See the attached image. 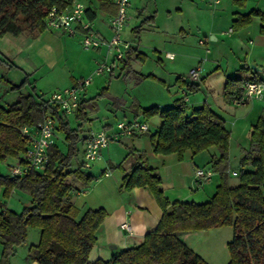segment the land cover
Listing matches in <instances>:
<instances>
[{
	"label": "trees",
	"instance_id": "trees-1",
	"mask_svg": "<svg viewBox=\"0 0 264 264\" xmlns=\"http://www.w3.org/2000/svg\"><path fill=\"white\" fill-rule=\"evenodd\" d=\"M73 1L0 0V36L24 33L35 37L45 29V19L52 7L68 9ZM244 1L232 0L238 5ZM96 9L114 15L117 6L114 0H88L85 17L91 21ZM235 16L230 23L232 30L248 26L253 17H258L261 21L259 31L264 34V12L252 8ZM141 28L142 24L132 29L133 40L120 59L121 74L134 76L136 82L155 78L153 74H141L132 68V58L142 59L144 56L135 41ZM246 72L251 75L242 77ZM110 74L114 76L113 70ZM244 78L264 81V65L261 73L243 66L227 78L223 97L228 104L241 95ZM176 80L182 81L189 93L198 89V84L183 77ZM26 83L23 80L11 88L20 89ZM102 94L103 91L89 99L80 98L74 115L75 127L70 126L66 115L56 105L49 104L43 94H36L34 87L32 92L21 93L15 102L0 107V160L21 157L26 148L21 129L37 125L47 115H54L56 130L63 131L68 144L66 153L61 152L56 142L48 148L49 161L43 170H32L24 176L0 173V190L4 197L13 190L31 197L30 206L19 212L0 201V264H11L9 257L25 241L29 227L39 229V240L29 247L28 253L31 261L38 264H210L182 242L179 234L220 226L232 228V237L227 243L230 257L226 264H264V115L251 125L248 147L243 149L240 169L233 175L237 181L232 183L228 173L230 132L225 119L208 104L186 113L184 97L176 99L170 107L142 109L146 118L160 117L158 129L149 134L152 150L154 153L176 152L180 155L185 149L195 154L215 146L219 155L210 159V168L219 179L215 192L205 203L173 201L169 204L160 189V174L139 154L141 158L124 173L120 188H148L162 208L160 220L145 234L141 243L122 249L109 260L88 259L96 243V232L107 212L103 207H97L87 208L79 214L71 194L78 190L74 180L88 186L96 178L86 172L87 168L78 157L80 144L83 146L87 136H83L87 131L85 124L91 122L88 112L96 109V98ZM132 153L133 150H129L123 160ZM73 160L77 162L74 167L71 165ZM117 166L122 167L123 162ZM169 205L170 209H167Z\"/></svg>",
	"mask_w": 264,
	"mask_h": 264
},
{
	"label": "crops",
	"instance_id": "crops-1",
	"mask_svg": "<svg viewBox=\"0 0 264 264\" xmlns=\"http://www.w3.org/2000/svg\"><path fill=\"white\" fill-rule=\"evenodd\" d=\"M97 12L98 11L96 10L95 17L91 21L89 19L88 20L91 22L93 27L92 29L95 30L98 37L101 39V43L98 47L92 48V51L88 49L86 51L87 53H83L82 56L84 57H80L78 55L79 49L77 44L80 42L81 35V32L78 31V29L77 32L72 35H69L62 30H53L45 27V29L35 37L28 36L24 33L19 35L4 34L0 36V107H6L18 99L19 95L23 92L22 89L25 88V86H23L22 89H12L11 87L12 85L18 84L23 80L27 81L26 86L30 88V92H32V87H34L35 93L37 94L36 90L37 86L39 85V80L43 78V73L39 75V72L44 69L46 73H48L49 70L52 71L56 66H58L61 61L66 63L67 58L71 59L70 56L72 53L76 55V59L73 62V68L76 69V67L80 64L84 69L82 72H80L81 75L77 76L74 74L73 69L69 70L70 67L68 69L64 68L66 71V77H68L67 82H64L62 86L56 88V90L73 85L79 78L88 75L99 61L100 58L97 59V57L103 55L104 58L102 60L106 58L107 61H110L112 54L109 52L105 41H107L112 34L109 27V19L111 15L101 11V14H103L105 19L101 17L99 22L95 25L94 19L98 16ZM256 19L259 18L253 17L251 22H256ZM260 25L261 21L260 23H256L259 33L258 39L260 40V46H255L254 48H250V50H245L244 52L241 51V53L245 55L244 60L240 58L238 59L240 62L237 65H234L233 63L230 64V69H234V72H232L231 76H233L237 70L243 66L252 69L251 65H254L255 68L252 69L253 71L257 73L262 72V65H264V34H261L259 31ZM249 26L250 25L245 26L242 29L246 28L244 30H248V28H250ZM122 28L121 36L123 38L125 37L124 39L128 38L129 36L132 38V29L134 27L128 28L126 25H124ZM212 34L210 35L211 38L216 40V36L214 33ZM77 35H79L78 43L77 40H75ZM125 41H129L131 43L130 40ZM250 41L251 40H248V43H250ZM239 44L240 43L238 42V46ZM137 48L138 51H140L138 43ZM241 49L243 48L241 47ZM241 53L238 58L242 57ZM120 68L121 63L115 62V66L112 68L114 76H112L110 73H104L106 74L105 77H101L99 81H93V83H90L82 91L80 98L82 100L89 99L99 93L95 92L94 94L89 87H95L97 84L100 85V83H107L106 86H102L103 88L101 90V92L103 91L102 96H106V98H103V100H106L104 106H101L96 100V110H91L88 112L91 122L88 123L89 126L86 127L87 131L83 133V136L93 130L92 128L99 129V127H101L100 129H105L107 133H112L116 126L112 127L111 123L106 121L110 116L112 119L117 118L116 121L120 119L131 120L135 118L145 120L149 125V132L130 136L122 135L119 139L113 140L115 143L112 145L108 143L105 148L101 149V158L96 161V164H94V162L89 167V169L93 168V171H89L88 173L96 177L89 184V187L86 188L84 186H79L80 183L78 181H73L78 190L73 191L71 194V199L73 195L77 196L72 201L78 208L79 214L87 208L94 209L97 207H103L107 212L103 222L97 230L98 232H96V243L89 253L88 259L90 260H95L98 258L109 260L111 257H113V255L117 254L122 249L141 243L145 234L154 229L160 220V215H162L163 212L162 208L158 205L157 201L148 188L134 187L130 190H123L120 188L121 179L124 173L129 171L132 165L141 158L139 154H142V158L145 159L147 163L154 167L160 174V189H162L163 195L168 199L169 204H171L173 201H193L196 203H205V201L208 202L215 192L216 185L218 184L219 179L217 173L215 172H213L210 179L206 181L200 180L193 174L197 168H209L211 166L210 159L213 156L217 157L219 155V151L215 146H210L207 149H203L202 151L195 154H193L190 149H185L180 155L176 152H171L168 154L154 153L152 150L149 134L158 129L160 117L155 115L150 118H146L144 115H142V109L152 106H157L160 108L170 107L173 105V103H175L176 99L181 98L183 94L186 93V113H188L194 107L208 104V106H210L213 111H215L224 119L225 117L229 119V117L233 116L235 118V122H232L233 128H236L238 123L242 121L243 124L249 125L250 132L251 125L260 115H264V101L260 99H253L242 105H232L231 102L228 104V102L225 101L223 97V87L227 78L231 76H225L226 79L222 84L221 97H214L210 94V92L207 94L202 93L201 95H192L191 97V93L187 91L182 81L176 80L178 77H182V74L178 71L175 72L177 77L174 79L176 80V83H179L177 86L178 89H176L173 94L169 93V95H164L161 98L155 96L152 92H147V96L133 95L126 97L125 92L121 91L120 87H123L125 84L126 86L140 84L144 80L139 82H136L135 78H130L127 80L130 75L129 77L122 75ZM191 68L193 67L191 66L189 70ZM217 69H219V65L214 66L213 71L207 76L202 75L197 79L190 78L188 76L189 74L187 73L183 75L185 76L183 79L188 80V82L198 84L197 92H199L200 89H202L206 84L210 90L211 80L213 79L214 81V77H216L217 73L219 72ZM13 70L18 71L20 75H23V77L20 79L16 74H11V71ZM250 75V72H246L242 77H249ZM119 81L121 83H119ZM113 83L118 84L115 87H119V90L113 91ZM237 108H241V110L242 108H245V110H237L236 112L235 110ZM117 114H119L121 118ZM74 115L75 112L66 115L67 120H69V116H73L74 118ZM101 117L104 121L101 120ZM226 119L225 124L227 122ZM229 120L232 121L231 118ZM230 144L231 139L229 140L228 167V173L231 178L233 176L232 172L235 171L237 173L239 171L238 168L240 167L235 168L233 166V159H231L232 146ZM247 147V144L242 146L239 149L237 156H235V162L238 163V165L240 158L243 155V149ZM82 148L80 158L82 156ZM129 150H133L131 158L129 157L123 160ZM106 156L109 159L113 158V162H110L111 164L124 161L123 166L120 167L121 170L114 171L113 174H110L109 171L106 170V166L108 164V162L105 160L107 158H104ZM98 171L101 173L104 172V177L99 176V174H95V172L97 173ZM0 191L2 192V190ZM14 193L16 194L17 190H13L11 194ZM17 196H19V202L17 201L15 204H11L10 201L7 204V208L16 211L18 207L21 209V207L23 208L28 205L30 206V195L20 192L17 193ZM167 209H170V205L167 207ZM123 221L128 222L129 230L120 228V223ZM204 231L206 230L184 232L179 234V237L181 238L182 242H185L199 255L201 253L205 254L208 252L195 250L192 246L195 245L194 243H196V241L200 242L202 240L203 235L201 234ZM209 242L210 244L213 243L212 239L209 240ZM211 246L212 245H209V247ZM214 247L217 248L219 253L221 249L226 247V245L223 244L222 246V244L219 243L214 244Z\"/></svg>",
	"mask_w": 264,
	"mask_h": 264
},
{
	"label": "rangeland",
	"instance_id": "rangeland-1",
	"mask_svg": "<svg viewBox=\"0 0 264 264\" xmlns=\"http://www.w3.org/2000/svg\"><path fill=\"white\" fill-rule=\"evenodd\" d=\"M81 1L85 5L88 3V0ZM252 8L264 11V0H245L243 4L239 5L238 3L232 2V0H220L217 4L212 0H130V7L127 9V20L125 25L128 28H131L142 24V28L139 30L138 37L135 41L138 43V47L144 55L142 59L132 58V68L141 74H153L155 78H145L140 84L127 86L125 84L123 87H120V90L125 92L126 97L133 95L147 96V92H152L155 96L162 98L164 95H169V93L173 94L174 91L178 89L177 86L179 83H176V80H174L177 77V74L175 73L176 71L180 72L182 77H185L183 75L189 72L188 70L191 66L196 67L199 63H202L201 65L203 66V71L201 76H207L213 71V67L216 65H219V69H217L219 72L216 77H214V81L213 79L211 80L210 90L206 84V87L204 86L199 92H191V97L192 95H201L202 93L207 94L208 92H210V94L214 97H221L222 84L226 79L225 76H231L232 72H234V69H230V64L233 63L234 65H237L240 62L238 60L240 58L244 60L245 55H243L241 51L244 52L245 50H250V48L252 49L255 46H260V40L258 39L259 33L256 26V23H260L259 19H256V22H251L252 24H249L250 28H248V30H244L246 28L242 29L239 27L235 31L228 32V29L231 27V21L234 17H236L235 14L246 13ZM96 10L98 11V16L94 19L95 25L99 22L101 17L105 19L103 14H101V11L98 9ZM150 16L153 17L150 18ZM212 33L216 36V40L211 38L210 35ZM78 37L79 35L75 37L77 43ZM121 38L122 40L132 41L133 33L132 38L131 36L126 39L122 36ZM81 39L82 35H80V42L77 44L79 49L78 55L80 57H84L82 54L87 53L86 51L88 49L83 47ZM199 39L204 40V43H200ZM248 40H251L250 43H248ZM238 42L240 43L239 46ZM241 47L243 49H241ZM89 49L91 51L93 50L92 48ZM166 52L174 53V58L171 60L167 59L165 56ZM240 53L242 57L238 58ZM70 57L71 59L67 58L66 63L61 61L58 66H56L52 71L49 70L48 73H46L44 69L39 72V75L43 73V78L39 80V85L36 90L37 94L43 93L44 96H47L50 93H53L56 88L61 87L64 82L66 83L68 77H66V71L64 68L68 69L70 67L69 70L73 69L75 75H81L80 72H82L84 68L80 64L76 67V69L73 68V62L76 59V55L72 53ZM98 58H100L99 61H102L104 57L101 55L100 57H97V59ZM91 73L92 71L84 77L89 76ZM11 74H16L20 79L23 77L22 74L20 75L19 72L15 70L11 71ZM105 76L106 74L93 76L91 83H93V81H99L101 77ZM130 78L134 79V76L130 75L127 80ZM120 81L119 83H121ZM106 84L107 83H100V85L97 84L95 87L89 88L94 94L95 92L100 93L103 88L102 86H106ZM117 85V83H113V91L119 90V87H115ZM22 88L23 87H21V89ZM22 91V93L26 95V93L31 90L25 85V88H23ZM103 98H106V96H98L96 98L101 106H104L106 101L103 100ZM237 110L244 111L245 108H242V110L241 108H237L235 111L237 112ZM119 114L117 115L120 116ZM226 118L227 117H225V119ZM230 118L232 121L229 120ZM116 119L117 118L112 119L110 116L106 121L110 122L112 127H115L116 122L118 121H116ZM229 119H226L227 122L225 125L230 131V145L232 146L231 159H233V166L238 168L240 165L235 162V156H237L239 149L242 146L248 144L249 125L243 124V122L240 121L237 127L233 128L232 122H235V118L231 116ZM101 120H103L102 117ZM69 123L71 127L76 126V121L73 116H69ZM87 126H89L88 123L85 124V127ZM100 128L101 127H99V129ZM92 129L94 131L99 130L95 128ZM64 136L63 131L56 130V145L60 148L61 152L66 153L68 152V144L65 141ZM109 143L112 145L115 142L111 140ZM81 148L82 146L80 144V149ZM129 157L131 158V155H129L128 158ZM78 158L80 159V155ZM104 158H107L105 159L108 162L106 170H108L110 174H113L114 171L121 170L120 167L117 166L119 162L111 164L110 162H113V158L109 159L107 156ZM14 161L15 160L12 157L0 160V173L8 175L9 164ZM76 164V160H73L71 165L74 167ZM89 171H93V168H88L86 172ZM95 174H99V176L104 177V172L101 173L98 171L97 173L95 172ZM230 181L235 183L237 179L232 176ZM79 186L84 185L80 184ZM84 187L87 188L89 185ZM20 192V190H17V193ZM0 193V201H3L6 206H8L7 204L10 201L11 204H15L20 200L17 193L10 194L8 197H4L1 191ZM75 197L77 196L73 195L72 200H74ZM17 210L21 211L22 207L21 209L18 207ZM201 235H203L202 240L200 242L196 241V243H194L195 245H192L193 248L195 250H200L201 252H208L205 254L201 253L200 255H202V257L210 264H226L230 257L226 243L229 242L232 237V228L229 226L209 228ZM211 239L213 243L210 244L209 240ZM38 240L39 229L29 227L27 229L25 241L18 245L14 253L10 255V263L34 264V261H31L28 257V253L29 247L36 244ZM219 243H221L222 246L223 244L226 245V247L221 249L218 253L214 244ZM209 245L212 246L209 247ZM1 251L2 244L0 242V255Z\"/></svg>",
	"mask_w": 264,
	"mask_h": 264
},
{
	"label": "built area",
	"instance_id": "built-area-1",
	"mask_svg": "<svg viewBox=\"0 0 264 264\" xmlns=\"http://www.w3.org/2000/svg\"><path fill=\"white\" fill-rule=\"evenodd\" d=\"M219 3L220 0H212ZM117 6L116 14L111 15L109 19V27L111 29L110 38L105 41L109 52L112 54L110 61L106 58L98 61L87 77L79 78L75 84L58 89L45 97L49 104L56 105L65 115L75 112L78 108L82 91L91 83L93 76L110 73L115 66V62H120L124 51L129 47L130 42L122 40V27L126 24L127 9L130 6V0H114ZM86 5L79 0L73 1L68 9H56L52 7L46 16L45 25L49 29L62 30L72 35L78 31L81 32V43L84 48H95L101 43L91 22L85 17ZM77 25V26H76ZM77 27V28H76ZM232 29L229 28L228 32ZM204 43V40H200ZM165 56L169 59L174 57L173 53L167 52ZM202 63L189 70V77L197 79L203 71ZM242 93L240 96L231 100L232 105H242L253 99L264 101V81L251 80L244 78L241 85ZM186 101V93L183 94ZM57 120L54 115H47L41 122L34 126H25L21 129V133L26 139V148L21 157L15 158L14 162L9 164V174L11 176H24L32 170H43L48 164V148L55 142ZM149 132V125L145 120L138 118L126 120L120 119L116 122L115 130L107 133L105 129L91 130L83 143L81 161L85 168H89L94 162L101 158V149L105 148L109 141L117 140L122 135H134ZM195 177L202 181L210 179L213 174L212 168H197L193 173ZM233 175L237 173L232 172ZM120 228L129 230L127 221L120 223Z\"/></svg>",
	"mask_w": 264,
	"mask_h": 264
},
{
	"label": "water",
	"instance_id": "water-1",
	"mask_svg": "<svg viewBox=\"0 0 264 264\" xmlns=\"http://www.w3.org/2000/svg\"><path fill=\"white\" fill-rule=\"evenodd\" d=\"M251 68L254 69L255 66L254 65H251ZM34 264H38L36 261H34Z\"/></svg>",
	"mask_w": 264,
	"mask_h": 264
}]
</instances>
